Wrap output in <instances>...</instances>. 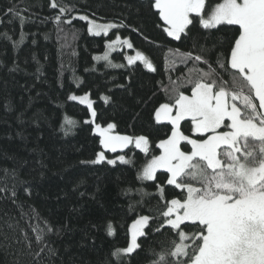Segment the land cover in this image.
Instances as JSON below:
<instances>
[{"label":"trees","instance_id":"trees-1","mask_svg":"<svg viewBox=\"0 0 264 264\" xmlns=\"http://www.w3.org/2000/svg\"><path fill=\"white\" fill-rule=\"evenodd\" d=\"M153 2L58 0L72 8L62 17V21L72 19L71 25H58L54 17L59 9L50 7L51 0H0V185L5 169L17 173L16 203L0 200V264H118L111 254L129 245L130 225L142 215L150 217L145 235L139 238L138 249L121 256L122 264H153L159 254L172 250L177 239L173 233L155 231L164 210L157 185H165L167 199L178 190L165 184L163 170L157 172L155 181L139 178L151 157L160 154L155 144L170 134V126L155 124L153 112L167 101L165 90L172 81H183L194 67L192 61L173 66V50L203 54L211 62L220 56L223 61L220 54L226 53L237 26L204 30L197 24L187 37L175 41L163 31ZM217 2L208 0V6ZM14 6L24 17L23 24L7 12ZM80 15L123 26L108 36H95L88 33V24L78 19ZM115 35L133 44L132 49L118 47L110 55L113 64L124 67L94 59L104 54L106 42ZM14 42L19 43L14 46ZM136 51L148 57L155 72L139 61L127 64L124 57ZM195 67L207 70L204 64ZM223 78L230 79L228 75ZM181 90L190 94V86ZM86 92L95 101V123H115V132L121 135L148 136L149 153L130 144L121 152L129 163L92 164L103 151L100 137L94 123H85L92 120L87 107L68 99L70 94ZM104 95L110 98L107 102L101 99ZM66 118L74 125H67ZM182 124L187 133L188 122ZM106 155L116 159L120 153ZM26 188L31 196L25 194ZM18 205L25 212L33 208L39 220L22 219ZM6 221H18L19 227L14 231ZM45 221L54 231L45 237L44 251L35 256L42 245L36 244L29 225L42 227ZM109 223L112 235L108 234ZM21 228L33 241L31 249L26 247Z\"/></svg>","mask_w":264,"mask_h":264},{"label":"snow or ice","instance_id":"snow-or-ice-1","mask_svg":"<svg viewBox=\"0 0 264 264\" xmlns=\"http://www.w3.org/2000/svg\"><path fill=\"white\" fill-rule=\"evenodd\" d=\"M50 7L59 9L54 17L58 25H71L72 19L62 21V17L72 8L58 0H51ZM151 7L163 21V31L175 41L187 37L191 27L197 24L204 30L237 26V34L229 42L226 53L220 54L223 61L218 56L211 62L206 55L193 51L175 49L172 52L173 66L192 61L194 67L183 81H172L165 90L167 101L154 109L155 124L170 126V134L155 144L160 154L151 157L139 177L155 181L157 172L163 170L167 174L165 184L178 190L167 199L165 185H157L164 210L155 231H171L177 239L173 241L172 250L159 254L153 264H168L169 257L171 264H264V0H218L211 7L208 0H154ZM7 12L14 13L23 24L24 17L15 6ZM78 19L86 21L88 33L95 36H108L110 30L123 26L98 23L87 15H80ZM17 43L14 42V46ZM124 46L133 48L128 39L115 35L106 42L104 54L94 59L105 61L111 67H124L110 60L111 53ZM124 58L129 66L139 61L149 71H156L141 51ZM196 64L206 65L207 70L195 67ZM224 75L230 79H224ZM187 86H190V94L181 90ZM68 99L85 105L92 117L85 123H95L97 111L90 92L70 94ZM101 99L107 102L110 98L104 95ZM182 122L189 124L187 133ZM65 123L72 126L75 122L66 118ZM116 127L111 122L106 126L95 124L94 131L104 150L114 153L134 144L141 152L149 153L148 136L121 135L115 132ZM117 160L129 163L124 155L107 159L105 151L98 152L91 163L106 161L115 165ZM4 172L0 194L10 195H0V200L11 199L16 203L17 173L15 170L9 173L7 169ZM9 176L11 187L8 186ZM24 191L31 196L29 189ZM19 207L22 219L39 220L33 208L25 212ZM149 220V216L142 215L133 222L129 245L111 254L118 264H122V255H130L140 247L137 237L145 235ZM5 223L14 231L19 227L18 221ZM29 227L36 234V244L42 245L35 253L39 256L47 247L45 237L54 227L47 221L42 227L39 223ZM107 228L112 235L110 223ZM20 231L26 247L31 249L32 239L24 229ZM48 250L55 254L54 249Z\"/></svg>","mask_w":264,"mask_h":264},{"label":"rangeland","instance_id":"rangeland-1","mask_svg":"<svg viewBox=\"0 0 264 264\" xmlns=\"http://www.w3.org/2000/svg\"><path fill=\"white\" fill-rule=\"evenodd\" d=\"M89 18H90V17H89ZM90 19H92V18H90ZM96 21H97V20H96ZM97 22H98V23H103V22H100V21H97ZM107 23H109V22H107ZM112 30H113V29H112ZM112 30L109 31V34L111 33ZM109 34H108V35H109ZM101 35L104 36L103 34H101ZM101 35H100V36H101ZM237 104H238V101H237ZM238 105H239V104H238ZM95 124H96V123H94V129H95ZM94 132H95V131H94ZM131 145L134 146V144H131ZM103 151H105V156H106L107 158H109V157L106 155V153L108 154L110 151H107V150H104V149H103ZM121 152H122V150L117 149V151L114 152V153H120V155H122ZM110 153H113V152H110ZM120 155H119V156H120ZM132 224H133V222H132ZM132 224H131V225H132ZM131 225H130V229H131ZM145 227H146V226H145ZM144 229H145V228H144ZM140 237H141V236H138V237H137V242H138V243H139V238H140ZM130 241H131V231H130Z\"/></svg>","mask_w":264,"mask_h":264}]
</instances>
